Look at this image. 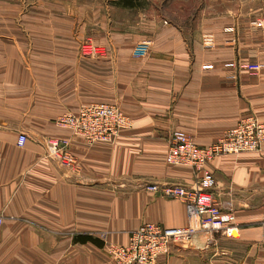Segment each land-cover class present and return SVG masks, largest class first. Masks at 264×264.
Wrapping results in <instances>:
<instances>
[{
    "label": "crops",
    "instance_id": "0c3cea01",
    "mask_svg": "<svg viewBox=\"0 0 264 264\" xmlns=\"http://www.w3.org/2000/svg\"><path fill=\"white\" fill-rule=\"evenodd\" d=\"M86 40L105 55L79 56ZM86 104L115 105L132 127L89 145L56 125ZM247 116L264 122V27L251 14L187 32L67 0H0V264H114L105 243L125 245L144 223L185 227L183 203L145 189L199 177L166 164L170 135L207 147ZM52 139L68 141L76 168L60 167ZM206 167L240 237L201 234L157 264H264V147Z\"/></svg>",
    "mask_w": 264,
    "mask_h": 264
},
{
    "label": "built area",
    "instance_id": "2783aa9c",
    "mask_svg": "<svg viewBox=\"0 0 264 264\" xmlns=\"http://www.w3.org/2000/svg\"><path fill=\"white\" fill-rule=\"evenodd\" d=\"M260 26L264 27V18ZM150 46V41L137 44L133 57L145 59ZM78 54L83 58H98L105 55V51L91 40H86L79 44ZM55 123L89 145L97 142L111 143L121 131L132 127L128 116L115 105L108 104L82 105L76 112L62 114ZM25 141L26 136L20 135L17 146L23 147ZM67 143V140L52 139L48 146L60 167L71 170L77 167V160L66 148ZM263 147L264 122L253 116L243 118L216 143L202 148L197 147L185 133L174 131L170 135L166 164L191 168L199 173V177L192 187L149 185L145 189L183 203L187 225L182 228H165L155 223H144L128 234L125 245L105 243L114 264H157L158 259L169 255L173 247L188 245L201 234L238 239L239 229L233 222L230 209L223 208L213 195L216 183L206 166L220 156L257 152ZM101 238L105 240L106 235H101Z\"/></svg>",
    "mask_w": 264,
    "mask_h": 264
},
{
    "label": "rangeland",
    "instance_id": "374dc122",
    "mask_svg": "<svg viewBox=\"0 0 264 264\" xmlns=\"http://www.w3.org/2000/svg\"><path fill=\"white\" fill-rule=\"evenodd\" d=\"M67 2L76 9L107 8L110 14L115 13V19L119 21L134 22L143 17L150 21H164V24L187 32H194L218 15L229 12L251 14L259 26L264 18V0H67ZM121 2H129L133 7H123Z\"/></svg>",
    "mask_w": 264,
    "mask_h": 264
},
{
    "label": "trees",
    "instance_id": "16d2710c",
    "mask_svg": "<svg viewBox=\"0 0 264 264\" xmlns=\"http://www.w3.org/2000/svg\"><path fill=\"white\" fill-rule=\"evenodd\" d=\"M121 3L123 5V7H133V5L131 3H129V2H126V3L121 2Z\"/></svg>",
    "mask_w": 264,
    "mask_h": 264
}]
</instances>
